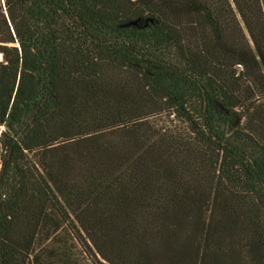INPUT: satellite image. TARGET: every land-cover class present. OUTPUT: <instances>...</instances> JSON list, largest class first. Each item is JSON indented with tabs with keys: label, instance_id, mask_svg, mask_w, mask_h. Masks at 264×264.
<instances>
[{
	"label": "trees",
	"instance_id": "16d2710c",
	"mask_svg": "<svg viewBox=\"0 0 264 264\" xmlns=\"http://www.w3.org/2000/svg\"><path fill=\"white\" fill-rule=\"evenodd\" d=\"M0 53V264L61 224L97 264H264V0H0Z\"/></svg>",
	"mask_w": 264,
	"mask_h": 264
},
{
	"label": "rangeland",
	"instance_id": "374dc122",
	"mask_svg": "<svg viewBox=\"0 0 264 264\" xmlns=\"http://www.w3.org/2000/svg\"><path fill=\"white\" fill-rule=\"evenodd\" d=\"M2 129L3 127L0 126V132ZM5 154V151L0 150V171L2 169V157ZM27 264L97 263L86 253L69 226L61 224L53 230L48 238L34 246Z\"/></svg>",
	"mask_w": 264,
	"mask_h": 264
},
{
	"label": "water",
	"instance_id": "95a60500",
	"mask_svg": "<svg viewBox=\"0 0 264 264\" xmlns=\"http://www.w3.org/2000/svg\"><path fill=\"white\" fill-rule=\"evenodd\" d=\"M221 109H223V107L220 105Z\"/></svg>",
	"mask_w": 264,
	"mask_h": 264
},
{
	"label": "bare ground",
	"instance_id": "6f19581e",
	"mask_svg": "<svg viewBox=\"0 0 264 264\" xmlns=\"http://www.w3.org/2000/svg\"><path fill=\"white\" fill-rule=\"evenodd\" d=\"M2 56V54L0 53V57Z\"/></svg>",
	"mask_w": 264,
	"mask_h": 264
}]
</instances>
